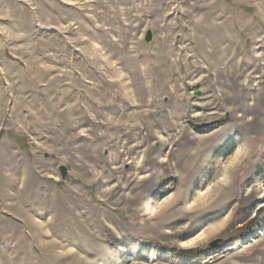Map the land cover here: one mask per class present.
Segmentation results:
<instances>
[{"label": "rangeland", "instance_id": "1", "mask_svg": "<svg viewBox=\"0 0 264 264\" xmlns=\"http://www.w3.org/2000/svg\"><path fill=\"white\" fill-rule=\"evenodd\" d=\"M263 219L264 0H0V264H264Z\"/></svg>", "mask_w": 264, "mask_h": 264}, {"label": "bare ground", "instance_id": "2", "mask_svg": "<svg viewBox=\"0 0 264 264\" xmlns=\"http://www.w3.org/2000/svg\"><path fill=\"white\" fill-rule=\"evenodd\" d=\"M236 159V155L235 157H233V161ZM226 174H227V167L224 168L223 170V176L220 178V180L217 182L218 184H224L227 180H226ZM214 187V186H213ZM213 187L208 188L205 191H198L197 195H196V200H203L205 199L213 190ZM264 234V219L262 224L256 228V230L250 232V234L248 233L247 235L242 236L241 238L235 240L233 243L235 246L240 247L243 244L247 243L251 238H253L254 236H258ZM234 249V248H233ZM151 258H154V252L151 254Z\"/></svg>", "mask_w": 264, "mask_h": 264}, {"label": "trees", "instance_id": "3", "mask_svg": "<svg viewBox=\"0 0 264 264\" xmlns=\"http://www.w3.org/2000/svg\"><path fill=\"white\" fill-rule=\"evenodd\" d=\"M248 232H241L240 234H238L237 239H239L240 237L247 235ZM250 234V233H249ZM170 254H172L175 257H178L181 259V261L186 262H191L195 259H197L198 257H200L198 250L193 249V248H189V249H179V250H175V249H169L167 250Z\"/></svg>", "mask_w": 264, "mask_h": 264}, {"label": "clouds", "instance_id": "4", "mask_svg": "<svg viewBox=\"0 0 264 264\" xmlns=\"http://www.w3.org/2000/svg\"><path fill=\"white\" fill-rule=\"evenodd\" d=\"M244 148L245 146L241 145V146H238L236 149H235V155L236 156H239L241 155L243 152H244ZM171 199V198H169ZM168 204V200H164L163 202L161 203H158L154 206H151V207H146L145 208V211L148 212L149 214H152V213H159L162 209L165 208V206Z\"/></svg>", "mask_w": 264, "mask_h": 264}, {"label": "water", "instance_id": "5", "mask_svg": "<svg viewBox=\"0 0 264 264\" xmlns=\"http://www.w3.org/2000/svg\"><path fill=\"white\" fill-rule=\"evenodd\" d=\"M151 39H152V33H151L150 31H148V32L146 33V36H145V41H146V42H150ZM60 173H61L62 178H64L65 175H66V173H67V172H66V168H65L64 166H61V167H60ZM219 242H220L219 239H215V240H213V241L210 243V246H216Z\"/></svg>", "mask_w": 264, "mask_h": 264}, {"label": "snow or ice", "instance_id": "6", "mask_svg": "<svg viewBox=\"0 0 264 264\" xmlns=\"http://www.w3.org/2000/svg\"><path fill=\"white\" fill-rule=\"evenodd\" d=\"M219 227H222V225H220Z\"/></svg>", "mask_w": 264, "mask_h": 264}]
</instances>
